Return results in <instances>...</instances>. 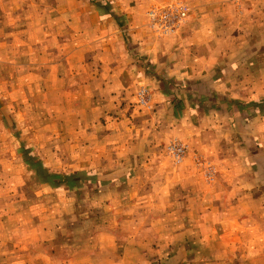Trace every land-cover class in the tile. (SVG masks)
Returning a JSON list of instances; mask_svg holds the SVG:
<instances>
[{
    "label": "rangeland",
    "instance_id": "obj_1",
    "mask_svg": "<svg viewBox=\"0 0 264 264\" xmlns=\"http://www.w3.org/2000/svg\"><path fill=\"white\" fill-rule=\"evenodd\" d=\"M85 1L0 0V264H264V0Z\"/></svg>",
    "mask_w": 264,
    "mask_h": 264
},
{
    "label": "crops",
    "instance_id": "obj_2",
    "mask_svg": "<svg viewBox=\"0 0 264 264\" xmlns=\"http://www.w3.org/2000/svg\"><path fill=\"white\" fill-rule=\"evenodd\" d=\"M63 5L67 2L68 4V9H70L71 7H74L73 9H75V12L73 14V16H81V15H89L91 13L92 10L95 9V14L99 15L101 14V12L94 6L89 4L90 2H87L85 0H62ZM62 5V4H61ZM167 59V63L166 66H164L165 69H168L169 74L168 76H172L173 77H179V78H184V77H204V73L203 72L205 69L203 67V69L199 66L196 65H201L199 63V61H197V63L194 64H187L186 62L182 61L184 59V57H181L180 59H174V58H166ZM72 262H70L69 264H87V261H83V260H74L71 259ZM67 264V263H64ZM92 264V263H89Z\"/></svg>",
    "mask_w": 264,
    "mask_h": 264
},
{
    "label": "built area",
    "instance_id": "obj_3",
    "mask_svg": "<svg viewBox=\"0 0 264 264\" xmlns=\"http://www.w3.org/2000/svg\"><path fill=\"white\" fill-rule=\"evenodd\" d=\"M168 12L163 13L161 18H165V17L172 18L173 26L177 25L179 22H182L184 20V18L186 17V13L183 10L177 9V7H173V12L170 9L168 10ZM165 30H167V29H165Z\"/></svg>",
    "mask_w": 264,
    "mask_h": 264
}]
</instances>
